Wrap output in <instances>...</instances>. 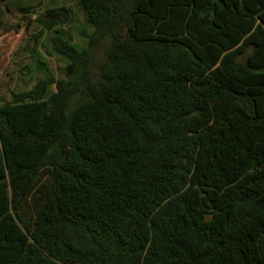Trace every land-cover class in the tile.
Returning <instances> with one entry per match:
<instances>
[{
    "label": "trees",
    "instance_id": "trees-1",
    "mask_svg": "<svg viewBox=\"0 0 264 264\" xmlns=\"http://www.w3.org/2000/svg\"><path fill=\"white\" fill-rule=\"evenodd\" d=\"M77 5L0 98V264H264V0Z\"/></svg>",
    "mask_w": 264,
    "mask_h": 264
},
{
    "label": "rangeland",
    "instance_id": "rangeland-1",
    "mask_svg": "<svg viewBox=\"0 0 264 264\" xmlns=\"http://www.w3.org/2000/svg\"><path fill=\"white\" fill-rule=\"evenodd\" d=\"M78 0H6L0 22V98L11 100L12 91H25L35 81L50 74L63 77L65 59L51 50L50 38L56 34L75 45L85 46L86 39L79 34L83 27ZM52 6L69 8V21L54 30L41 33L35 21L38 14ZM106 43L94 49L93 73L103 58ZM40 65V69L37 66ZM31 70L30 72L28 70ZM55 85L51 86L54 89Z\"/></svg>",
    "mask_w": 264,
    "mask_h": 264
}]
</instances>
